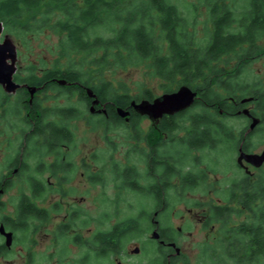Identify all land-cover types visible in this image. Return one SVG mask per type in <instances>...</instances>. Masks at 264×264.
<instances>
[{
    "label": "trees",
    "instance_id": "1",
    "mask_svg": "<svg viewBox=\"0 0 264 264\" xmlns=\"http://www.w3.org/2000/svg\"><path fill=\"white\" fill-rule=\"evenodd\" d=\"M124 1L82 0V3H78L75 0H0V21L5 36L24 44L33 37L48 33L49 29L62 35L58 46L47 50L60 57L53 62L60 67L38 70L37 65H29V72L23 77L15 74V80L30 87H41L42 91L63 90L69 98L74 96L73 91L78 90L79 99L89 105L95 99L88 94L87 89L91 88L100 103L107 104V114H94L89 118V123L97 128L106 122L107 131L111 132L126 124L117 108L130 109L132 122L128 126H131L135 139L139 140L144 116L136 113L130 105L132 99L140 100L139 97H132L123 83L119 89L109 79L97 77L98 81L89 76H93L90 71L95 67L115 65L125 68L129 64L149 60L152 73L163 82L161 87L165 92L173 91V85L186 84L193 87L198 81L204 82L195 87L202 88V102L197 103L204 102L206 106L207 103L213 104L209 107L214 109V114H189L187 125L178 121L185 114L169 115L165 116L159 126L164 130L180 126L195 129L191 132L193 137L189 145L196 148L210 145L206 139L210 136L207 130L211 124L214 128L213 148L220 142H227L222 139L224 134L217 130L226 126L218 114L224 105L225 94L221 90L235 97L254 95L264 108V88L241 83L234 80L237 76L231 74L224 76L226 68L222 70L219 67L220 62L224 66L229 64V59L253 60L262 53L264 0H241V6L233 5L237 0H201L200 3L207 8V35L203 39L198 35L195 20L191 21L181 11L180 4L173 0H131L126 5ZM198 5L194 4V7ZM61 59L65 62L62 63ZM39 62L43 65L48 63L44 58ZM57 79H66L69 84L61 85L56 82ZM18 93L19 99L11 109L22 111L18 108L21 102L30 114L26 122L31 131L26 140L32 148V155L48 156L63 143L74 141L71 121L80 118L85 111L75 105L42 107V99L37 96H34L31 104L26 86L19 88ZM145 97L151 99L154 96L148 90ZM5 101L7 96L0 94V103ZM95 116H100L98 121L93 120ZM154 167L151 169L157 172ZM37 169L42 168L37 165L34 170ZM27 170L29 164L24 163L21 174L24 175ZM116 172L118 179L130 180L133 177L130 168ZM29 182L34 194L32 197L21 196L18 213L23 221L29 218L45 220V211L39 209L34 201L40 198L39 194L46 187L41 189L42 184L33 177L29 178ZM133 184L127 182L126 185L136 189V184ZM154 187L156 193L151 194L157 204H168L167 197L161 198L163 193L160 188L157 185ZM226 191V203L212 204L205 224L206 227L211 224H219L220 227L218 241L221 253L209 258L211 263L264 264V172L255 180L244 176L232 182ZM141 213L125 219L113 232L103 233V242L117 239L112 244L103 243V252L105 249L118 250L122 247L120 238L125 236V232L131 227L136 231V224L147 218L145 213ZM242 215L243 218L237 220ZM165 237L167 241L177 239L168 234ZM173 264H178L177 260L173 259Z\"/></svg>",
    "mask_w": 264,
    "mask_h": 264
},
{
    "label": "rangeland",
    "instance_id": "2",
    "mask_svg": "<svg viewBox=\"0 0 264 264\" xmlns=\"http://www.w3.org/2000/svg\"><path fill=\"white\" fill-rule=\"evenodd\" d=\"M75 1L82 3V0ZM173 1L180 4L181 11L191 21L195 20L198 35L202 39L205 38L207 35L205 31L207 8L203 3H200L201 0ZM128 2H131V0H125L124 4L126 5ZM194 4L199 5L195 8ZM242 4L243 2L241 0H237L236 4L233 5L241 6ZM4 38L5 33L3 32L1 40H4ZM61 38V33L59 34L52 29H49L48 33L46 32L38 38L33 37L28 43L25 42L24 44H20L10 38L17 46L18 51L15 61V74L21 77L25 76L29 72L28 66L33 64L37 65L38 70L57 69L60 67V65L53 63L59 56L47 50L48 48L51 50L53 46L57 47ZM261 43L263 45L262 53L253 60L237 61L236 59H229V64L225 66L223 62H220L219 67L222 70L224 67L226 68L223 75L231 74L237 76L234 80L240 81L241 83L256 84V88H264V40ZM42 58L47 60V65L39 62ZM61 62L64 63L65 61L61 59ZM90 74L93 76L90 75L89 77H93L95 80H98L97 77L109 79L115 88L120 89L119 85L121 83L125 84L134 98L139 97V99H144L145 92L148 90L151 91L154 97L165 92L161 87L163 82L153 75L151 61L149 60L135 65L129 64L125 68L116 67L115 65L102 68L95 67L90 71ZM203 83V81H198L193 87H197V85ZM172 88L175 89V85ZM73 92L74 96L71 98L64 95L63 90H41L35 94L39 99H42L41 105L43 106L75 105L85 111L82 118L75 119L71 123L75 132V138L72 142L74 146L65 148V152H69L72 156L71 160L76 163L75 171L70 172L68 175L71 177L69 181L60 183L57 179V176L64 175L66 172H59L58 175H54L51 172H46L42 175L36 173L34 168L38 159L41 158L38 156L33 158L34 160H30V167L26 173L36 175L48 184L50 182L53 186V191L48 193L46 205H41H49L48 207H51L52 203L60 202L62 209L59 213H64L74 207V209H80L90 216H101L102 229H110L117 222L120 223L123 222L122 220L132 218V216H138L141 212L145 213L147 218L141 219L142 221L140 220L141 232H138V234L133 233L131 238L124 240L122 253L119 252L112 255L113 264H116V260L121 258H124V262L128 261L131 264H153L158 258H163L156 254L155 245L149 242L151 218L154 212L159 210V214L154 217L159 220L160 228L167 229L174 227L175 231L179 233L178 245L183 251V254L179 257V264H185L183 259L187 264H204V262L212 264L209 258H214L221 253V247L218 241V230L220 227L219 224L213 226V228L212 225L206 227L205 224L209 217L207 214L210 205L225 204L228 195L226 190L231 186L232 182L243 178L244 172L235 164L236 156L233 157L232 153L225 154L226 148L223 149L222 147H218L214 152L210 151L206 153L207 156L212 155L211 159L214 164V172L209 189L205 185L197 188L190 195L192 198H185L173 192L174 189H172L167 196V209L162 207L163 204L157 208L158 204L153 198L138 194L135 190L121 185L123 180L115 176L114 171L122 170L126 164H131V166L136 165L140 173V181L143 183V179H145L143 177L146 174L145 162L141 155L142 143L141 140L135 139L131 126L123 124L111 132L107 131L106 122L97 128L94 127V125L88 123L90 122L89 118L94 114L90 112L89 106L79 99L78 90ZM221 92L225 94V98L227 95L226 92L222 90ZM2 93L7 96V102L0 103V172L2 171L8 174L9 164L21 150L23 140L21 134H23L24 130L28 131L30 126L26 122L28 119V110L25 104H21V102L18 104V108L22 109V111H14L11 109L19 99L18 90L10 93L3 85H0V94ZM188 115L186 114L182 117L181 122L185 125L188 124ZM99 118L100 116H95L93 120L98 121ZM229 125L236 126L238 129L243 128L246 131V128H244L245 120L241 118L230 119ZM147 127H152V122L145 117L141 122V129H146ZM151 133V136L157 135L153 130H151ZM184 133L183 131L179 132V134ZM158 139L162 141L164 138L159 137ZM252 143L255 145L257 151H261L264 148V126L253 136ZM226 151L230 152L229 150ZM204 153L205 151L197 152V154L200 156L203 155V158H206ZM85 161L89 165L85 166ZM96 168H99L98 173L104 182H97L93 185L88 177ZM262 170H264V167ZM261 172L263 173L264 171H261V169L256 170V176L258 177ZM29 190L30 188L25 180V175L17 179L16 182H13L9 193L4 198L6 200V203L4 202L5 210L0 211V217L12 213L18 201V196L21 192L30 193ZM200 204L201 206H199ZM61 218L62 216L58 218L51 217L33 237H40L46 240L48 238L46 233L48 227L50 232L51 228L55 227L58 222H61ZM240 218H243V215L238 217L237 220ZM179 227L182 228L181 231L178 230ZM82 233L84 234V238L88 236L87 229ZM137 246H144V252L141 254L132 253ZM207 249L210 251H207ZM83 250L84 248L75 249L71 251V255H80L83 253ZM50 254H53L52 249L49 250ZM211 254L214 256H211ZM127 258H130V260Z\"/></svg>",
    "mask_w": 264,
    "mask_h": 264
},
{
    "label": "flooded vegetation",
    "instance_id": "3",
    "mask_svg": "<svg viewBox=\"0 0 264 264\" xmlns=\"http://www.w3.org/2000/svg\"><path fill=\"white\" fill-rule=\"evenodd\" d=\"M182 85L185 84L176 86L174 90H177ZM191 88L197 92L195 102L189 108L176 112L175 114H214V109L209 107L213 104L207 103L206 106V103L204 102L201 104L197 103L199 101L202 102V88ZM41 90L42 88L39 91ZM155 97L151 99L146 97L145 98L152 101ZM248 97H252L253 99L250 101H243ZM86 104L90 108L91 105H89L88 103ZM223 104L224 105L222 106V109H220L218 114L220 115V120L223 121L226 126L217 128V130L221 131L222 134H224V136H222V139L227 140V142H220V144L216 146V148H213L214 128L212 124L207 130L210 136H208V138L206 139V142L210 143V145L196 148L195 146L189 145V141L191 137H193L191 132L195 129L180 126L164 130L159 126L164 120L165 116H169L168 114H165L162 118L156 121L157 123H155L154 120H152L148 115H145L143 119L145 117L149 119L152 122V127H147L146 129L142 128V134L140 138L142 143L141 155L143 156L145 162L144 166L146 171V174L143 175V177H145V179H143L144 182L142 183V181H140V173L137 170L136 165L131 166V164H126L123 169L130 168L133 177L130 178V180L121 179L123 180V183L121 185L135 190L138 194L151 197L153 199L154 197L152 196V194L156 193V190H154L155 185H157L160 188V192L163 193L161 195L162 199L166 198L168 196V193H170V190L172 189H174L173 192L178 193L185 198H192L190 195L193 194V191L197 188L205 185V187L209 189V186L211 185V178L214 172V164L213 160L211 159L212 155L207 156L206 153L210 151L214 152V150H216L218 147H222L223 149L226 148V150L230 151L227 152L225 150V154L232 153L233 157L236 156V166L244 172V176H249L251 180H255L256 170L262 169L264 167V164L261 167H256L247 160L243 159V164L241 165L238 161V158L242 152L261 153L264 150L263 148L261 151H257V149H255V145H253L252 143L253 136L257 134L264 126V108L259 102V99L254 95H245L241 97L226 95ZM42 107L46 106L42 105ZM131 108L133 107L131 106ZM205 108H208V110H205ZM97 109H104L105 112L102 111L101 113L107 114V104L102 102L96 106L95 112L92 113L91 108L90 112L92 114H101L97 112ZM245 109H248L249 112L244 113L243 111ZM130 111L131 115L129 117V120L127 121L125 118H123V121L126 124H130L132 122V110ZM28 116H30V114H27V117ZM80 118H82V116ZM240 118L242 120H245L244 128H246V131H244L243 128L238 129L236 126L229 125L230 119ZM254 119H258L259 122L257 126L251 129V125ZM73 121L74 120H72L71 123ZM178 121L181 124L182 117H179ZM151 130H153L157 135L151 136ZM30 131L31 128L28 131L24 130L23 134H21L23 138L21 150L9 164L8 174L2 171L0 172V211L5 210L4 202L6 203V200H4V198L9 193L13 182H16L17 179H20L25 175V180L30 188V193L21 192V194L18 196V201L12 213L0 217V264H113L112 255L119 252L122 253L124 240L127 238H131L133 233L138 234V232H141V223L136 224V231H133L132 227L130 228V230H128L127 228L128 232H125V236L123 238H120L122 247L118 248V250L105 249L103 252V243L109 242L110 244H112L111 242H117V239H107L103 242V239L101 238L103 233L113 232L114 228L122 222H117L110 229H102L101 216H90L85 212H82L78 208V210L74 209V207H72L70 210L65 211L64 213H59L62 209L60 202L52 203L51 207H48L49 205H41L47 202L46 200L48 193L53 191L52 184H50V182L48 184L42 178H39L38 176L33 174H21L22 165L24 163H28L30 165V160H34L33 158L39 156L31 154L32 148H30V145L27 143L26 136ZM181 131L185 133L179 134V132ZM170 134H175V136H171ZM159 137H162L164 139L160 141L158 139ZM72 145L74 146L73 143H63L60 147L55 148L54 153L51 152L48 156L40 155L41 159H38V162L35 165L34 169H36L37 165H39L42 169H37V171L39 172H37L36 170L34 171L41 175L46 172H51L54 175H58L59 172H66L64 175L57 176V179L60 183L69 181V178L71 179V177H69L68 175L70 172L75 171L76 163L71 160V154L69 152H65V148H71ZM201 151H205L204 154L206 155V158H203V155L200 156L199 154H197V152ZM212 152L211 154H213ZM47 157H49L51 160L49 161V158ZM87 163L88 162L85 161L84 165H89ZM153 167L157 168V172H155V169L154 171L151 169ZM98 171L99 168L94 169L93 173L88 177L93 185H95V183L97 182H104ZM128 172L129 171H127V174ZM152 172L153 176L151 175ZM163 172L165 173L164 175ZM116 173L115 176L117 177ZM30 177L36 178V181H40V183L42 184L41 189L46 187V190L41 191V193L39 194L40 198L35 199L34 201L39 206V209L45 211V220L38 218H29L23 221L21 219V215H19L18 213L17 207L19 205L21 196L29 195L30 197H32V194H34L29 182ZM127 182L130 184L135 183L137 188L134 189L126 185ZM132 186L135 187L134 184ZM150 187L152 191L150 190ZM162 204L157 205V208L162 206L165 209L168 205L164 202ZM199 206H201V204ZM158 214L159 210H156L153 214V217L151 218V235L149 238V242L155 245L154 247L156 254L163 258H158V260L153 264H173V259L177 260V263L179 264V257L183 254L181 247L178 245L179 233L178 231H175L174 227L161 229L159 220L154 217ZM207 215H209V212ZM61 216V222H58L55 227L51 228L50 232L48 227V230L46 232L48 238L46 240L40 237H33V235L41 229V226L47 223L51 217L58 218ZM211 225L213 228V226L217 224ZM85 229L88 230V236H85L86 238L83 237L84 234L82 233ZM79 230L81 231L78 232ZM178 230L181 231L182 228L179 227ZM122 231H124V229ZM155 231L159 233L158 238L152 237V234ZM7 233H11L10 238ZM167 234L168 236H175L177 239L173 241H167L165 237ZM172 244H175V246ZM82 248H84L82 254L71 255V251ZM50 249H52L53 254L49 255ZM136 249H138V251H133L132 253L141 254L142 252H144L145 247L137 246ZM130 258L127 259L130 260ZM183 261L185 262V264H187L184 259ZM116 264L131 263L128 261L124 262V258H121L116 260Z\"/></svg>",
    "mask_w": 264,
    "mask_h": 264
},
{
    "label": "water",
    "instance_id": "4",
    "mask_svg": "<svg viewBox=\"0 0 264 264\" xmlns=\"http://www.w3.org/2000/svg\"><path fill=\"white\" fill-rule=\"evenodd\" d=\"M4 26L0 21V85H3L5 89L13 93L19 88L26 86L30 92V103L32 104L36 92L41 87H30L27 84H21L15 80L16 66L15 61L17 59V46L10 40L8 36H5L4 40H1L3 36ZM61 85L69 84L66 79H57ZM89 96L94 97L93 103L91 105V112H95L96 105L100 103V100L97 98V95L94 93L93 89H87ZM197 92L194 91L189 85H182L177 90L171 92H165L162 95L155 97L152 101L149 99H133L130 105L133 109L140 114L141 116L148 115L155 123L165 114L174 115L176 112L182 111L189 108L195 102ZM252 97H248L243 101H250ZM105 110L100 109L98 112ZM118 114L120 117L125 118L127 121L131 115L129 109H124L121 107L117 108ZM244 113L249 112L248 109L243 111ZM251 115V114H249ZM259 120L254 119L251 129L257 126ZM243 159L247 160L256 167H261L264 164V150L261 153H244L242 152L238 158L239 163L243 164ZM9 238L11 233H7ZM153 238H158L159 233L157 231L153 232ZM175 246V244H172ZM138 249H135L134 252H137Z\"/></svg>",
    "mask_w": 264,
    "mask_h": 264
}]
</instances>
